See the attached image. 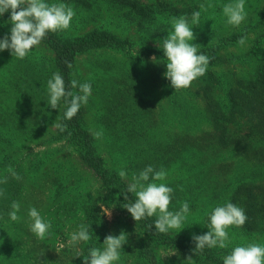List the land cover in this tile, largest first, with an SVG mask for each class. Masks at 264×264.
<instances>
[{"label":"trees","instance_id":"trees-1","mask_svg":"<svg viewBox=\"0 0 264 264\" xmlns=\"http://www.w3.org/2000/svg\"><path fill=\"white\" fill-rule=\"evenodd\" d=\"M47 1L65 3L75 11L89 15L100 2ZM103 1L121 13L139 36L158 42V46H148L136 52L135 62L143 65L140 75L132 71V80L123 73L113 75L112 66L100 54L108 50H122L129 54L133 43L129 38L104 30H89L77 38L64 36L62 32L49 33L41 43L52 54L49 62L30 66L32 73L25 82L30 85L18 88V93H13L8 86L13 84L12 80L23 79L15 75L20 65L26 67L24 60L18 59L15 63L14 60L0 59V66L5 64L8 77L11 75L10 83L6 77L0 82V128L3 129L0 131V143L21 145L24 142L22 137L41 140L40 136L44 135L41 133L42 124L46 122L66 125L64 131L55 127L51 135L37 145L62 142L72 147L80 163L91 171L100 185L94 194L79 200L78 194L74 193L79 189L78 183L69 182L64 176L56 175L50 179L46 182L51 187L50 196L47 197V190L41 193L46 199L51 198L47 203L52 205V211L46 214L47 222L52 228L77 216L80 211L91 239L82 242V252L78 256L68 253L61 257L49 247L46 238L38 239L30 230L32 222L29 219L31 224L27 223L25 218L28 214L24 211L29 212L30 208L38 207L33 204L42 202L36 196L38 192L26 188L28 181L34 185L38 182L35 175L46 159L40 164L41 160L35 161L37 155L30 152L27 158L16 159L14 155L20 149L17 146L0 158V166L5 168L1 167L0 179L7 178L6 183H0V193H3L0 195V264H41L44 261L45 264H83L91 248L103 249L105 237L109 234L118 236L122 230L128 235V241L122 246L121 258L116 264H183L190 255L195 264H223L224 257L237 246L250 243L264 245V0H245L247 19L239 28L224 31L214 22L223 10L217 0ZM206 1L215 6L214 11L200 8ZM223 1V4L229 2ZM196 11L200 12V18L202 14L212 17L211 31L216 32L214 37L201 43L198 41L202 35H195L193 41L200 46L198 54L208 56L210 64L206 74L195 80L191 87L174 90L165 77L167 59L163 56L162 40L173 30V17L186 16L191 22L192 13ZM3 22L10 23V12L0 16V31L5 28ZM242 37L250 42L248 49L241 55H227L229 48L239 46L238 40ZM3 38L0 35V39ZM4 52L6 50L0 55L5 56ZM153 56L156 62L148 61ZM79 61L96 68L98 72L94 75L102 76L105 72V77L103 75L96 81L85 79L78 73ZM238 62L244 66L240 72L232 70L227 74L222 71ZM47 66L54 70L52 74H46ZM108 71L113 74L107 75ZM56 72L64 77L66 87L73 79L79 83L87 82L91 84V95H95L89 97L87 105H82L71 120L64 119L66 106L63 102L57 110L48 104L47 81ZM105 78L110 79V85L102 89L98 81L104 84ZM3 87L4 90L1 89ZM69 90L78 92V88ZM154 90H160L165 98L163 109L170 111L168 116L163 115L162 107L161 112H155L156 106L148 101ZM183 91L189 99L200 101V113H193L189 100L182 98ZM107 95L113 97V103L110 99L104 100ZM96 106L104 112L102 123L121 129L129 147L134 149L135 170L138 171L135 175L149 165L155 170L163 168L168 181L157 183H165L173 189L169 210L179 211L185 201L189 204L190 213L182 231L157 233L155 216L135 222L123 207L127 201L122 193L127 191L129 182L121 179L117 170L109 169L98 155L95 139L87 128V115ZM180 114L183 115L182 121L190 123L199 117L208 124L207 129L196 136L170 130L168 125L172 123L168 118H178ZM114 137L120 139L118 135ZM9 168L15 176L7 171ZM44 185L38 187V183L35 186L40 189ZM127 195L128 201L135 202L134 193ZM13 202L20 204L17 212L19 221H12L8 215L13 210ZM228 202L245 211L246 223L242 227L228 229L231 242L227 248L205 247L202 252L194 254L192 237L207 233L214 208ZM105 211L118 214L119 221L114 228L106 219ZM163 253H166L165 258Z\"/></svg>","mask_w":264,"mask_h":264},{"label":"clouds","instance_id":"clouds-1","mask_svg":"<svg viewBox=\"0 0 264 264\" xmlns=\"http://www.w3.org/2000/svg\"><path fill=\"white\" fill-rule=\"evenodd\" d=\"M207 7H212L208 4ZM206 10L204 4L200 5ZM10 12V37L5 35L0 39V52L8 50L17 59L26 58L31 51L39 47L49 33L67 31L75 12L71 6L65 3H48L46 0H0V16ZM223 14L227 23L239 28L247 19L245 0H234L223 7ZM172 31L162 40L163 56L166 57L165 77L170 81L174 90L188 89L199 77L206 74L210 59L204 54H198L199 45L193 43L196 36L194 27L200 26V12L192 13L191 22L186 16L173 17L171 19ZM246 37L238 40V44L244 46ZM153 62L156 58L151 57ZM70 67V65H69ZM74 93L69 89H77ZM49 95L48 104L52 109H58L61 102L66 106L64 119L71 120L79 112L82 105H87L91 96V84L79 83L76 79L71 80L66 87L64 77L56 72L47 81ZM53 127L61 131L66 125L54 122ZM102 132L94 133L99 139ZM8 172L15 176V172L9 168ZM121 179L127 177L124 170L119 171ZM167 173L161 168L155 170L153 166L145 167L138 175H133L127 191L122 193L125 201L124 208L131 214L135 222L155 216V232L166 234L170 230H182L183 223L187 219L190 208L185 201L179 211H170L173 189L165 183H157L166 179ZM151 181V182H150ZM7 178L0 179V183H6ZM128 193H134L135 202L128 201ZM3 193H0L2 195ZM13 209L8 213L12 221H19L17 212L20 209L18 202H13ZM32 224L30 230L38 239H45L49 234L51 223L44 220L40 212L32 207L28 212ZM247 221L245 211L228 202L223 206L214 208L210 215L209 230L203 235H194L192 240L195 244L194 254L202 252L205 247L227 248L229 240L228 229L235 226L242 227ZM152 225L149 226L151 228ZM73 243L87 242L91 239L89 228L81 224L79 231L71 237ZM128 241V235L122 230L118 236L109 234L103 242V249L93 247L88 257L84 258L83 264H116L121 258L122 246ZM176 255V252L173 254ZM41 264H45L41 262ZM183 264H195L192 256H188ZM223 264H264V245L250 243L247 246L235 247L231 254L223 259Z\"/></svg>","mask_w":264,"mask_h":264},{"label":"rangeland","instance_id":"rangeland-1","mask_svg":"<svg viewBox=\"0 0 264 264\" xmlns=\"http://www.w3.org/2000/svg\"><path fill=\"white\" fill-rule=\"evenodd\" d=\"M46 2L50 3L46 0ZM223 0H217V3L219 5H224L234 2V0H229V2L223 4ZM206 6V10L211 8L212 11L215 10V6L207 7L208 3L204 4ZM214 9V10H213ZM223 9V8H222ZM74 10V9H73ZM75 16L71 22V27L67 31H62V35L70 37V38H77L78 36H81L85 32L93 29L97 30H104V31H110L111 33L117 35L118 37L122 38H129L130 41L133 43V47L131 49V52L128 54L126 51L118 50H108L104 51L100 54L102 59L106 62H108L109 65L112 66V71H108L107 75L109 73L119 76V74L123 73L124 75L130 76L128 79L132 80V71L138 73L142 72L141 66L143 64L135 62V57H138L137 51L145 50L148 48V46L157 45L158 42L146 40L139 36V33H136L135 28H132L127 21L122 17L121 13H119L116 10H113L109 8L105 1L100 0L99 6L94 7L93 14H84L82 12L75 11ZM217 15V14H215ZM219 18H214V22L218 26H221V30L224 31L227 28L229 30H232V26H230L227 23V18L223 14V10L221 14H218ZM212 17L207 14H202V17L200 18V26L194 27L193 32L195 35L202 37H199V43L202 41L209 39L211 37H214L216 35V32H212ZM3 26H5L3 31H0L1 36H9L10 37V29L12 25L10 23L3 22ZM64 33V34H63ZM249 41L245 42L244 46L239 45L238 47H231L227 50L226 54L229 56H235V55H241V52H245L246 49L249 47ZM158 46V45H157ZM5 56L0 55V59H3L4 61H12L17 62V58L13 57L8 50L4 52ZM52 56V54L48 51L46 47L43 45H40L39 47L35 48L33 51L29 53V55L22 59L24 60V63L26 67L19 66L18 72L15 76H20L23 79L21 80H12V85H9L8 88L11 89L13 93H18V88L23 89L25 87H28L30 83H25L29 75L32 73L30 66H34L36 64L34 63H40L45 62L48 63V59ZM81 59V58H80ZM79 59V60H80ZM29 61V62H28ZM148 61H152L151 57L148 59ZM33 62V63H32ZM234 63V62H233ZM233 63L227 67H224L222 69L223 72L230 74L227 71L234 70L235 73L240 72L244 66L238 62V64L233 65ZM3 65V66H2ZM0 66V82L1 80H6L10 83L9 80H11L8 77L7 68L5 64H2ZM48 67V66H47ZM77 69L78 73L84 77L85 79H89L96 81L100 80L102 76L105 77V72H102V76L94 75L95 72H98L96 68H91L89 64H84L83 62L77 63ZM52 67L47 68V73H53ZM7 75V76H6ZM106 75V77H107ZM8 77V78H7ZM107 81L104 84H101V81H98V84L101 86V88H107L110 85V79L105 78ZM135 80V79H134ZM3 82V81H2ZM105 84L107 86H105ZM140 86V84H139ZM7 88V87H5ZM4 90V87L1 88ZM1 91V90H0ZM105 92H108L107 90H104ZM107 94V93H105ZM91 97H95L94 93H92ZM186 92H182V98L185 100H189V104L191 109H193V113H200L202 105L199 100L194 99L191 97V99L188 98ZM110 99L111 103H113V97L111 95L104 96V100ZM148 101L154 106L155 112L159 113L164 108L165 98L162 97V94L160 90H154L150 93ZM166 107V105H165ZM104 112L98 107H94V109L91 110V113L87 115V128L89 132L92 134V136L95 139V146L97 149V153L100 157H102L111 170H117L118 173L120 170H124L127 173V177L125 178L126 182L131 183L132 177L138 171L135 170V156H134V149L130 148L128 145V142L125 140L126 137L122 135V130L117 129L116 127L104 125L102 123V114ZM170 111H165L163 109V115L168 116ZM182 114L178 118L176 117H169L168 122L172 123L170 126L168 125L170 130L176 131L180 134L189 133L191 135H199L202 131H205L208 127V124L202 120L197 118H193V123H190L189 121H182ZM200 116V115H199ZM55 122V121H54ZM54 122H46L42 124L43 130L41 133H43V136H40L43 139H39L38 137L31 138L30 140L24 139L23 144L21 145H5L3 143H0V148H3V150L0 151V158L7 153L10 149L19 146L20 149L16 152L17 155H14V158L19 159L22 158V156H25L27 158L29 152L31 154H36L37 157L35 161L41 160L43 163L45 160L44 165H41L40 170L35 175V180H37L36 184L39 183V186L44 185L40 189H38L37 186H35L33 183L31 184L30 181H28L27 184V190L32 189L34 191L32 192H38L36 196L40 199L42 203L33 204L34 206H38L36 209L40 212L41 216L44 218L45 221L47 220L46 214L48 212L52 211V205L49 203V200L46 199V197H43L41 193L47 192V197L50 196L51 187L46 183L50 179H53L59 176L67 177V180L69 182H76L79 184V189H76L75 194H78L79 200L87 197L88 195L94 194L99 189V181L96 179V177L91 173V171L87 170L86 167H84L78 158L76 157V154L72 147L62 143V142H53L49 143L47 145H37V143L40 141H44L49 135H51V132L54 131L55 127H53ZM26 128V127H25ZM3 130L0 128V131ZM6 133V131H3ZM96 132H102V136L97 139L94 136V133ZM114 135H118L120 139H117L114 137ZM15 144V143H12ZM128 145V146H127ZM126 148V149H125ZM30 154V155H31ZM29 155V156H30ZM43 161V162H42ZM25 163V160L24 162ZM40 166V165H39ZM5 169L3 166H0V174L2 172V168ZM45 180V181H44ZM167 180V177H166ZM168 181V180H167ZM45 182V183H44ZM38 189V191H37ZM51 205V206H50ZM25 207L28 208V206L25 204ZM29 209V208H28ZM170 209V207H169ZM28 214L27 210L24 211ZM26 214V215H27ZM106 219L109 221L110 224H113L111 228H114L119 220L118 214H115L110 211H105ZM72 219L67 220L63 222L61 225H55L54 227L49 229L50 238L46 237V241L49 245V247L59 256L63 257L64 255L72 254L74 256H78L82 252V242L73 243L71 237L74 233L79 231V226L81 224L84 225V220L82 213L79 211L77 216L71 217ZM29 219V215L25 218L27 223L31 224ZM32 222V221H31ZM115 224V225H114ZM186 229V227H184ZM182 231V230H181ZM169 254V253H168ZM162 256L165 258L166 253H163Z\"/></svg>","mask_w":264,"mask_h":264}]
</instances>
